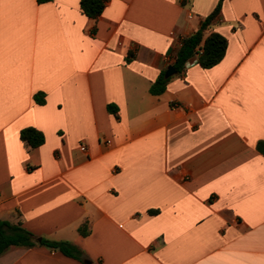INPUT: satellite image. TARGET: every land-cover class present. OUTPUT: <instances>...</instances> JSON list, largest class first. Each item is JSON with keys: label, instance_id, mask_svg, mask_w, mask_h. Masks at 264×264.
<instances>
[{"label": "crops", "instance_id": "1", "mask_svg": "<svg viewBox=\"0 0 264 264\" xmlns=\"http://www.w3.org/2000/svg\"><path fill=\"white\" fill-rule=\"evenodd\" d=\"M80 1L0 0V221L35 242L0 264H264V0ZM220 1L222 60L151 95Z\"/></svg>", "mask_w": 264, "mask_h": 264}, {"label": "trees", "instance_id": "2", "mask_svg": "<svg viewBox=\"0 0 264 264\" xmlns=\"http://www.w3.org/2000/svg\"><path fill=\"white\" fill-rule=\"evenodd\" d=\"M221 1L214 11L205 19L198 31L183 39L173 64V68L177 74H182L185 68L192 62L198 47L202 50L201 55H199L196 60V64L200 67L208 69L217 65L222 60L227 48V41L225 38L217 33H211L204 38V33L209 29L211 22L220 11ZM36 2L38 4H46L51 2V0H36ZM103 8L104 0L80 1L82 13L90 19H96L102 13ZM167 82L168 79L164 77V73L160 74L156 81L150 86V94L153 96L162 94L165 91ZM34 101L36 104L42 105L44 103V95L36 94L34 96ZM20 140L28 147L36 148L44 143V136L41 132L33 128H26L20 132ZM257 148L264 154V143H258ZM79 232L81 235H85L82 229H80ZM34 245L33 235L26 231L21 224H10L6 221H0V254L11 246L32 247ZM39 245L57 251L63 256L73 260L82 261L80 251L70 243L41 239Z\"/></svg>", "mask_w": 264, "mask_h": 264}, {"label": "built area", "instance_id": "3", "mask_svg": "<svg viewBox=\"0 0 264 264\" xmlns=\"http://www.w3.org/2000/svg\"><path fill=\"white\" fill-rule=\"evenodd\" d=\"M201 53H202V50H201L200 47H198V48L196 49L195 56H194V58L192 59V62H191L189 65H195V64H196V60H197L198 56L201 55ZM189 65H188V66H189ZM106 144H109V142L107 141ZM80 151H81V152H85V151H86V148H85L84 146H81V147H80Z\"/></svg>", "mask_w": 264, "mask_h": 264}, {"label": "water", "instance_id": "4", "mask_svg": "<svg viewBox=\"0 0 264 264\" xmlns=\"http://www.w3.org/2000/svg\"><path fill=\"white\" fill-rule=\"evenodd\" d=\"M173 74H175V70L173 69L172 66H169L165 72L164 77L165 78H169L170 76H172ZM85 264H89V262H85Z\"/></svg>", "mask_w": 264, "mask_h": 264}]
</instances>
